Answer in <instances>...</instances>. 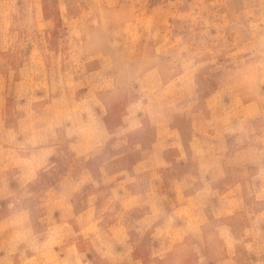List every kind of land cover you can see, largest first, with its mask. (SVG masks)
Returning <instances> with one entry per match:
<instances>
[{"label":"rangeland","instance_id":"1","mask_svg":"<svg viewBox=\"0 0 264 264\" xmlns=\"http://www.w3.org/2000/svg\"><path fill=\"white\" fill-rule=\"evenodd\" d=\"M0 264H264V0H0Z\"/></svg>","mask_w":264,"mask_h":264}]
</instances>
